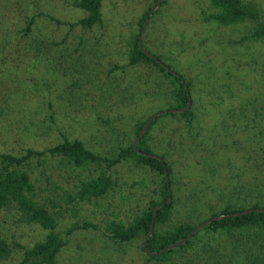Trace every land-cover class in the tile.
<instances>
[{"label":"rangeland","instance_id":"374dc122","mask_svg":"<svg viewBox=\"0 0 264 264\" xmlns=\"http://www.w3.org/2000/svg\"><path fill=\"white\" fill-rule=\"evenodd\" d=\"M76 1L0 0V153L22 157L65 135L115 158L136 140V124L174 106L170 77L152 64H127L140 21L156 0H103L101 23L71 31L70 24L86 16ZM243 1L256 8L258 20L223 26L204 20V12H214L211 0H167L144 27V48L191 82L196 115L192 129L182 117L171 116L149 132L152 151L173 170L175 208L170 220L157 226L160 232L197 225L228 201L264 207V133L256 130L264 128V44L236 43L264 23V0ZM30 18L34 25L26 33ZM39 159L30 160L27 170L38 200L67 240L56 264H253L246 242L238 246L247 239L244 232H202L171 261L148 263L142 236L118 243L105 227L111 220L130 225L160 201L159 174L132 160L108 169L71 166L61 157ZM103 172L114 182L105 197L70 201L82 181ZM87 222L100 229L66 235L68 228ZM0 233L12 248L0 264H19L24 251L17 244L28 249L46 236L12 208L0 210ZM259 237L264 243V233Z\"/></svg>","mask_w":264,"mask_h":264},{"label":"trees","instance_id":"16d2710c","mask_svg":"<svg viewBox=\"0 0 264 264\" xmlns=\"http://www.w3.org/2000/svg\"><path fill=\"white\" fill-rule=\"evenodd\" d=\"M159 0L155 1V5ZM167 0L162 1L158 5L153 14L157 13L159 8L162 7ZM102 3L103 0H77L75 6L82 9L86 16L76 23L70 24L71 31L77 27L84 29H93L98 23L102 22ZM214 7V12L207 14L204 12V20L214 21L223 26H233L245 20L256 21L260 18V14L255 7L246 5L243 0H211ZM154 5V6H155ZM153 7L149 8L140 21V29L131 45V51L128 58V66L137 67L140 64L148 63L157 67L161 72L165 73L167 77L171 78L174 85L172 92L175 104L169 112L159 114L156 119L148 127L144 135L138 141L136 148L133 147V142L121 148L115 158H108L99 155L89 149L85 142L80 139L71 140L63 135V140L47 148L46 150L27 149L25 156L18 157L12 154L0 153V210L12 208L17 211L21 220L24 223L36 225L42 230L46 231V236L43 240L37 242L33 247L26 249L23 245L17 244L19 249L24 251L23 258L19 264H56L57 258L61 251L66 247L67 240L57 231V219L39 200L35 183L32 181L27 166L30 160L37 158H56L61 157L67 164L79 168H86L90 165L105 164L108 169L120 164L122 161H133L138 166H144L156 172L162 177V188L160 201L151 202L150 206L143 211L141 215L136 217L130 225L117 220L108 221L105 227L106 235L110 239L118 243H128L142 236L144 239L143 250L146 252L144 244L147 235L150 232L151 224L154 219V212L159 205H162L158 210L155 217V227L148 239V249L151 253H158L170 245L176 244L179 241L187 238L189 234L201 224L208 222L199 232L192 238H189L186 243L175 249H169L161 255L150 256L149 262L162 260L171 261L179 252L184 251L187 247L193 245L195 240L199 237L200 233L206 232L213 235L233 234L235 232L246 233L247 239H243L238 246L247 244L248 251H251L254 261L253 264H264V243L259 237V234L264 233V207L259 203H254L252 206L241 207L232 205V202L227 203L222 209L214 212L211 217L201 221L197 225L185 223L177 226L171 230L160 232L157 228L159 225L166 224L173 213L175 208V199L172 195V176L173 170L171 165L163 155L158 156L152 151L149 145V132L152 127L158 122L159 119L171 116L182 117L188 128L192 129L195 124L196 115L194 108L191 107L189 111L181 113H171L173 109H183L188 105L191 98L190 89L191 82L187 81L184 75L172 72L162 67L158 62L145 54L139 46V37L145 29L144 23ZM50 19L58 25H65L66 23L54 17ZM151 19V17H150ZM34 25V18L27 21L25 32L28 33L32 30ZM245 42H256L264 44V23H259L250 31L249 34L243 36L236 43L242 45ZM157 59L162 61L159 56ZM124 69V67H118ZM115 68V69H116ZM188 87L189 91L186 89ZM140 121L136 124V136H139L141 130L146 123L150 120ZM259 133H264V128L260 125L256 126ZM140 150L147 156L139 154ZM165 169L168 170L170 184L168 185L165 177ZM114 187L112 178L105 172L96 177H92L86 181H82L77 186L76 195H70V201L78 198L81 201H92L105 197ZM171 202H167L169 198ZM253 210L247 214L238 215V213ZM232 214H235L231 217ZM220 217L219 219H213ZM213 219V220H212ZM99 230L100 227L93 223L87 222L83 224H75L66 230V235H72L75 230ZM149 254V253H148ZM173 254V255H172ZM12 255V248L10 244L1 236L0 233V263L8 260Z\"/></svg>","mask_w":264,"mask_h":264},{"label":"water","instance_id":"95a60500","mask_svg":"<svg viewBox=\"0 0 264 264\" xmlns=\"http://www.w3.org/2000/svg\"><path fill=\"white\" fill-rule=\"evenodd\" d=\"M162 1H163V0L158 1V3H157V4L153 7V9L150 11L148 17L146 18V21H145L146 23H145L144 27H146V25H147V23H148V21H149V19H150V15L154 13V11L157 9L158 5H160V4L162 3ZM144 31H145V30H143L142 33H144ZM139 46H140V48L143 50V52H144L145 54H147V55L150 56L152 59H154L156 62H158L162 67H164L165 69L169 70V68H168L164 63H162L159 59L156 58V56L152 55L151 53H149V52L144 48V46H143V36H140V37H139ZM186 89L189 91L188 87H186ZM191 107H192V100H191V98H190L189 101H188V105H187L186 108H183V109H173V110H170V112H171V113H181V112L189 111V110L191 109ZM165 112H169V111L166 110ZM162 113H164V111L160 112L159 114H162ZM159 114L154 115V116H153L152 118H150V120L146 123V125L144 126V128L141 130L139 136L137 137V139H136V140L134 141V143H133V147H134V148H136V145H137L138 141L140 140V138L144 135V133L146 132V130L148 129V127L151 125V123L156 119V117H157ZM137 152H138L139 154H142V155H145V156L148 155V154H146V153H144V152H142V151H140V150H137ZM164 172H165L166 181H167V183H168V185H169V184H170V178H169L168 170L165 169ZM171 200H172V198L170 197V198L168 199L167 202H171ZM163 204H166V202H164ZM163 204H162V205H163ZM162 205H159V206L156 208L155 212H154V219H153L152 224H151L150 232H149V234L147 235V238H146V241H145V244H144V247H145L146 252L149 253V254L152 255V256L161 255V254H163L164 252H166V251L169 250V249H175V248L181 246L182 244L186 243L187 240H188L189 238H192V237H193V236H194L199 230H201V229H202L205 225H207V223H208V222H205L204 224H201V225L198 226L196 229H194V230L189 234V236H188L187 238H184L183 240L179 241L178 243L173 244V245H170L169 247L164 248L163 250H161V251L158 252V253H151V252L149 251V249H148V239H149L150 235L152 234V232H153V230H154V227H155V217L157 216L158 210L161 208ZM252 211H253V210H246V211H243V212L238 213L237 216H238V215H241V214H247V213L252 212ZM234 215H235V214H232L231 217H233ZM219 218H220V217H215V218H213V219H219ZM213 219H212V220H213Z\"/></svg>","mask_w":264,"mask_h":264}]
</instances>
